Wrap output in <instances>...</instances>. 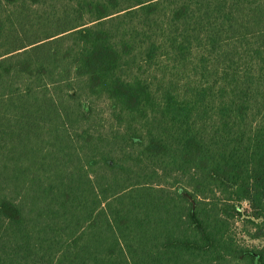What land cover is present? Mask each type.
<instances>
[{
    "label": "trees",
    "instance_id": "16d2710c",
    "mask_svg": "<svg viewBox=\"0 0 264 264\" xmlns=\"http://www.w3.org/2000/svg\"><path fill=\"white\" fill-rule=\"evenodd\" d=\"M264 0H0V264H264Z\"/></svg>",
    "mask_w": 264,
    "mask_h": 264
},
{
    "label": "rangeland",
    "instance_id": "374dc122",
    "mask_svg": "<svg viewBox=\"0 0 264 264\" xmlns=\"http://www.w3.org/2000/svg\"><path fill=\"white\" fill-rule=\"evenodd\" d=\"M233 235L234 239L238 244L245 247H254V246H263L264 245V236L253 238L252 233L254 229L243 228L240 223H235L233 226Z\"/></svg>",
    "mask_w": 264,
    "mask_h": 264
}]
</instances>
